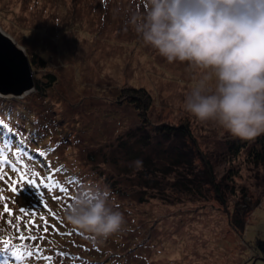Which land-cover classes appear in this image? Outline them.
Returning a JSON list of instances; mask_svg holds the SVG:
<instances>
[{"label": "rangeland", "instance_id": "obj_1", "mask_svg": "<svg viewBox=\"0 0 264 264\" xmlns=\"http://www.w3.org/2000/svg\"><path fill=\"white\" fill-rule=\"evenodd\" d=\"M145 4L0 0V29L29 60L36 55L46 62L45 67L32 65L34 81L47 82V74L56 79L46 101L35 88L23 97L0 94L13 102L0 109V264H252L257 258L246 241L264 239V163L251 162L249 154L264 148V134L246 141L232 157L229 141H245L185 110L184 99L205 70L187 61L169 63L144 43L132 17L142 15ZM139 87L153 96L150 121L176 124L189 119L217 177L231 175L230 184L248 188L252 199L260 200L243 236L229 220L239 194L230 196L226 209L215 200L178 206L151 202L143 207L126 201L123 207L121 199L109 196L124 223L120 231L97 242L65 221L64 210L74 193L85 185L105 188L101 170L112 180L120 178L110 144L122 142L117 135L142 122L133 103L120 101L123 89ZM24 174L48 185L43 199L27 184L19 193L11 190ZM132 209L136 212L130 213ZM116 240L123 243L121 254L109 251ZM96 246L107 249L105 256L96 259L100 263L88 262L86 249Z\"/></svg>", "mask_w": 264, "mask_h": 264}, {"label": "clouds", "instance_id": "obj_2", "mask_svg": "<svg viewBox=\"0 0 264 264\" xmlns=\"http://www.w3.org/2000/svg\"><path fill=\"white\" fill-rule=\"evenodd\" d=\"M132 23L169 63L187 61L205 70L184 99L190 115L241 140L264 134V0H146ZM63 215L99 240L124 223L109 204V190L97 186L74 193Z\"/></svg>", "mask_w": 264, "mask_h": 264}, {"label": "trees", "instance_id": "obj_3", "mask_svg": "<svg viewBox=\"0 0 264 264\" xmlns=\"http://www.w3.org/2000/svg\"><path fill=\"white\" fill-rule=\"evenodd\" d=\"M34 57L32 55L30 58L31 65L35 66L39 62L43 67L46 66L43 58L38 61ZM46 78L48 80L44 83L35 80L34 88L41 101L48 100L49 91L56 82L53 74H47ZM122 93L120 101L127 99L133 103L140 112L142 122L127 129L126 133L117 135L122 142L110 144V149L113 145L111 153L109 152L110 158L116 162V165L120 164L118 172L120 178L112 180L113 178L111 179L101 170L109 196L121 199L123 207L126 201L128 205L137 203V206L143 207L151 202L164 206H178L184 202L215 200L226 209L230 196L239 194L240 197L237 198L229 220L234 230L243 236L249 215L258 207L260 200L252 199L253 195L248 188L239 189L234 184H230L234 182L231 175L226 178L217 177L215 165L198 143L189 119L185 118L176 124L150 121L149 109L154 101L152 94L142 87L125 88ZM11 103L13 102L0 98V109L3 110L2 108ZM244 141L240 142L238 139L229 141L227 148L232 157H237L241 153L248 140ZM117 157L125 163H119ZM249 157L251 162L264 163V148L252 150ZM135 161H141L142 164L137 166ZM133 211L136 212L132 209L130 213ZM246 242L253 247L258 256L264 257L263 238L257 237L254 241ZM138 245L139 243H136V247ZM122 246L123 243L116 240L109 251L121 254ZM95 248L92 250L87 248L89 253L85 258L88 262L94 260L95 263H100L96 259L105 256L107 249L103 246ZM255 259L250 263L254 264Z\"/></svg>", "mask_w": 264, "mask_h": 264}, {"label": "water", "instance_id": "obj_4", "mask_svg": "<svg viewBox=\"0 0 264 264\" xmlns=\"http://www.w3.org/2000/svg\"><path fill=\"white\" fill-rule=\"evenodd\" d=\"M35 87L33 69L26 52L0 29V94L22 96ZM264 257L258 256V260Z\"/></svg>", "mask_w": 264, "mask_h": 264}, {"label": "snow or ice", "instance_id": "obj_5", "mask_svg": "<svg viewBox=\"0 0 264 264\" xmlns=\"http://www.w3.org/2000/svg\"><path fill=\"white\" fill-rule=\"evenodd\" d=\"M2 131H3V129H2V127H0V132H2ZM12 135L15 137V133H12ZM6 163H9L13 170H17V167L14 163L7 162V161H6ZM25 175L26 174L20 176V179L15 182V186L11 190L14 193H19V191L27 184V185H30V186L36 188L40 198L43 199L45 193L49 190L48 185L46 183L38 182V181L34 180L32 177H28L27 179H25ZM61 191H65V189H61ZM5 211L6 212L10 211L7 208V206H5ZM20 211L23 213L24 209L21 208ZM45 230H47V229H45ZM32 239H35V237H32Z\"/></svg>", "mask_w": 264, "mask_h": 264}, {"label": "bare ground", "instance_id": "obj_6", "mask_svg": "<svg viewBox=\"0 0 264 264\" xmlns=\"http://www.w3.org/2000/svg\"><path fill=\"white\" fill-rule=\"evenodd\" d=\"M29 92H31V91H29ZM29 92H27V93H29ZM27 93H25V94H24V95H22L21 97L25 96Z\"/></svg>", "mask_w": 264, "mask_h": 264}]
</instances>
